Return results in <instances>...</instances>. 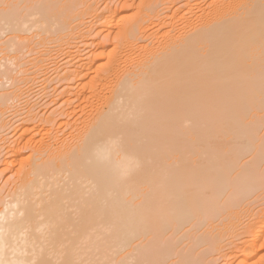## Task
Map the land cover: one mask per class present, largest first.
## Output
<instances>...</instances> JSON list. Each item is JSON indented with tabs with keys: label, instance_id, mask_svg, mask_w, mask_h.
Returning a JSON list of instances; mask_svg holds the SVG:
<instances>
[{
	"label": "bare ground",
	"instance_id": "bare-ground-1",
	"mask_svg": "<svg viewBox=\"0 0 264 264\" xmlns=\"http://www.w3.org/2000/svg\"><path fill=\"white\" fill-rule=\"evenodd\" d=\"M100 1L0 10V38L13 34L0 62L11 177L0 191V264H191L195 252L192 264L216 254L264 264L255 213L243 234L257 242H227L264 187V122L246 125L264 110V0ZM21 33L41 48L24 70ZM42 81L40 98L62 99L51 115L23 99ZM13 120L35 124L11 141Z\"/></svg>",
	"mask_w": 264,
	"mask_h": 264
},
{
	"label": "rangeland",
	"instance_id": "rangeland-1",
	"mask_svg": "<svg viewBox=\"0 0 264 264\" xmlns=\"http://www.w3.org/2000/svg\"><path fill=\"white\" fill-rule=\"evenodd\" d=\"M19 0H3V3L2 4H0V10H2V9H6L5 7H4V4L5 3H7V2H11V3H16V2H18ZM100 1V0H99ZM107 2H109V1H107ZM105 0H103V1H100L99 2V6L98 7H100V10L101 9H103V7H105L104 5L107 3ZM88 3H89V1H88ZM105 3V4H104ZM112 3H114V2H111V4ZM103 5V6H102ZM114 5V4H113ZM136 9V7H134V8H132V10L131 9H128V11L125 13V15H126V17H128L129 19H131L132 17H134L135 15H136V11L137 10H135ZM85 18H87L86 16H85ZM13 34H11V33H6V34H4L3 35V37L2 38H0V62H2L1 60L3 59V58H5V56H8L9 54H7V53H5V50H4V48H5V45H6V43H7V41L6 40H9V38H11V36H12ZM33 35V33H21V34H19L18 36H17V38H16V40L18 41L17 43H19L17 46H16V49H18L19 50V53L18 54H16V56L18 57V60H16V62L20 65V66H18V68L21 70H24V69H27L28 67H31L32 66V64H31V61L37 56H39V54L40 53H36L37 51H39L41 48H40V45H38L39 47H35V48H33V49H30L31 48V46H32V44L34 43V41H32V44L31 43H28L29 41H28V39L26 38V37H31ZM21 43V44H20ZM107 43V42H106ZM51 44H53V43H51ZM108 44H110V43H108ZM91 48H93V47H91ZM84 54V53H83ZM63 56V55H62ZM60 56L61 57V59L65 56ZM59 59V58H58ZM57 59V60H58ZM61 59H59L58 61H60ZM63 59H65V58H63ZM4 60V59H3ZM23 61H25L26 63L24 64V65H22L21 66V64L20 63H22ZM35 60H33L32 62H34ZM62 61V60H61ZM65 60H63L62 62H64ZM4 64H5V61L3 62ZM7 63V62H6ZM6 65H9V64H6ZM5 65V66H6ZM11 65V64H10ZM9 65V66H10ZM6 68V67H5ZM17 68V69H18ZM4 69V68H3ZM18 69V70H19ZM50 73V74H49ZM51 73H53L52 71H50V72H48V74L49 75H51L52 77H53V75L51 74ZM21 74H23V73H19L18 74V76L20 75L21 76ZM19 76V77H20ZM3 81V80H2ZM41 81V80H40ZM1 82V81H0ZM38 83H40V84H44L45 82H43L42 81V83L41 82H38ZM36 84V85H34V86H32L31 88H30V94L28 93V94H26V97L28 96V98H23L24 100L25 99H29V101H30V99H31V101L28 103V101H26L25 100V102L26 103H28V104H30L31 103V105H35V103H36V105L37 106H39V107H35L36 108V110H38L37 111V113L38 114H42L41 112L43 111V113H49L50 115H51V113H53L54 111H55V108H57L59 105L58 104H60V101H62V99L61 98H59V96H58V98H57V96L56 97H53L52 98V96H50V95H44V96H42V98H40L41 97V94H43V92H42V86H43V88L45 87V84L43 85H40V84ZM51 85H49L50 87L52 86V88L54 87V86H56V82H54V83H50ZM64 84H66V82H64ZM64 84H63V86H64ZM8 86H10V84H8L7 85V87ZM59 86V88H60V90H62L63 89V87H61V85L59 84L58 85ZM41 87V88H40ZM51 88V89H52ZM59 90V91H60ZM32 93V94H31ZM39 97H38V96ZM32 96V98H29V97H31ZM22 99V101H20V102H22L23 103V100ZM52 99H58V101H59V99H60V101L59 102H57L56 103V105L55 104H50L51 103V101H52ZM34 100V103L32 102ZM36 100V101H35ZM37 100H38V103H37ZM49 102V103H48ZM21 103V104H22ZM43 103H48L49 104V106H47L46 107V105H48V104H46L45 106H42L43 105ZM15 104H17V105H19L17 102L16 103H13V106L15 105ZM21 107H23L22 105H20ZM40 106H42V107H40ZM20 107V108H21ZM43 107H46V108H48V109H50L49 111H48V109H46V108H43ZM13 108V107H12ZM59 108V107H58ZM57 108V109H58ZM41 109H42V111H41ZM47 111H45V110ZM56 109V110H57ZM52 110H54L53 112H52ZM45 111V112H44ZM12 112H14V110H9V113L8 114H6V116H9V118H10V116H11V113ZM47 113V114H48ZM43 115H45V114H43ZM42 115V116H43ZM39 116H41V115H39ZM12 117V119H13V115L11 116ZM62 118V117H61ZM11 119V118H10ZM11 119V120H12ZM63 119H64V117H63ZM16 122V123H15ZM260 122H264V110H262V111H257V112H255V113H253L252 115H251V117L248 119V120H246V125H248V126H251V127H255V126H257ZM18 122L17 121H15V120H13L12 122H10V124H11V129L9 130V132H11L10 133V140L11 141H13L14 139H18V136L20 137L22 134V132L24 131V129L25 128H31V127H33V125L35 124V123H31V124H27L25 127H24V125H19L21 122H19L18 124H17ZM9 124V125H10ZM13 124H15V125H13ZM21 124H23V123H21ZM19 127H18V126ZM22 126V127H21ZM263 129V130H262ZM261 132V134H263L264 133V127H262L261 128V130H260ZM260 135V134H259ZM261 136V135H260ZM12 138H14V139H12ZM68 138V137H67ZM0 152H2V151H0ZM5 153V151L4 152H2L1 154H0V157H1V159H0V191L3 189V187L4 186H6L7 187V181L11 178L10 177V172H3L4 171V169H6V159L8 158L9 159V157H6V153ZM4 155H5V157H4ZM36 154L34 153V151H32V150H28V151H26L25 152V155H24V158H30L31 157V159H35L36 158V156H35ZM249 157L247 158H242L241 159V163H243V162H245V161H247V160H249V159H251V154L250 155H248ZM6 158V159H5ZM240 163V164H241ZM9 173V174H8ZM9 178V179H8ZM9 186V185H8ZM9 187H11V186H9ZM7 189H9L8 187H7ZM249 211H251L252 213H255V218L257 219V222H258V224L260 225L261 223H262V221L264 220V187L263 188H261L260 190H257L255 193H253L252 195H251V197L245 202V205H244V207H242V209H241V213H242V215H241V221H239V224L237 225L238 227L237 228H235L234 230H233V232L235 233V235H237L236 237H235V239H232V240H230V242L229 241H227L229 244H228V247H231L232 246V248H234L233 250H236L235 248H236V245H235V247L233 246L234 244H237L238 246H241V244L243 245V244H245V243H252V242H255V241H252V239H251V237L250 236H248L247 234H243V232L246 230V224H247V222L245 221L246 220V218H245V215H246V217H247V214H246V212H249ZM242 216H243V218H242ZM241 222V223H240ZM246 222V223H245ZM209 225V224H208ZM207 225V234H209V232H211L210 231V229H209V227L211 226H208ZM211 228V227H210ZM221 228V227H220ZM212 229V228H211ZM219 228L217 227V228H214V229H212V232H216V233H220V229H219V232H217V230H218ZM216 230V231H215ZM224 230H221V232H223ZM232 231V230H231ZM231 231L230 232H228V233H231ZM226 232V231H225ZM237 233H239V234H237ZM208 236V235H207ZM238 238V239H237ZM235 240H237V242L236 243H232V242H235ZM188 242H191V240L189 241L188 240ZM187 241H186V243H188ZM243 242V243H242ZM257 242V241H256ZM255 242V243H256ZM184 244H185V241L183 242ZM230 243H232V244H230ZM186 245V244H185ZM230 245V246H229ZM183 245H182V243L180 244V246H179V248H181ZM238 246H237V249H238ZM178 248V251L180 250ZM231 248V249H232ZM202 249V248H201ZM232 251V250H231ZM198 252H195L194 254H193V256L195 255V254H197ZM261 255H263L264 254V248L261 250ZM123 256H124V254H121V255H119L118 256V259H121V258H123ZM193 256L191 257V264L193 263L192 262V259H193ZM218 256V257H217ZM222 258H221V257ZM217 258V259H216ZM223 258H225V256H223L222 254H216L215 255V257H214V261L212 260L210 263H208V264H226V262H228V260H226V258L225 259H223ZM175 259V258H174ZM176 259H178V258H176ZM232 262V261H231ZM199 264H207V257L201 262V261H199ZM231 264V263H230ZM232 264H237L235 261H234V263H232Z\"/></svg>",
	"mask_w": 264,
	"mask_h": 264
}]
</instances>
